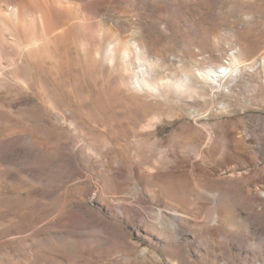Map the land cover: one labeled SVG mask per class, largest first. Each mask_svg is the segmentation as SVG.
Listing matches in <instances>:
<instances>
[{
	"label": "rangeland",
	"instance_id": "1",
	"mask_svg": "<svg viewBox=\"0 0 264 264\" xmlns=\"http://www.w3.org/2000/svg\"><path fill=\"white\" fill-rule=\"evenodd\" d=\"M108 1L0 61V264H264V0Z\"/></svg>",
	"mask_w": 264,
	"mask_h": 264
},
{
	"label": "bare ground",
	"instance_id": "2",
	"mask_svg": "<svg viewBox=\"0 0 264 264\" xmlns=\"http://www.w3.org/2000/svg\"><path fill=\"white\" fill-rule=\"evenodd\" d=\"M69 2L70 0H0V61L4 59L3 61L8 62L7 64L10 65V67H14L18 62H21V58L16 57L17 59H12L9 57L10 55L8 56L10 52H16L14 54H37V52L45 49L50 43L53 44L54 42L56 43L70 37L75 29H78L81 38H87L89 41H94L96 38H99V40L101 39V41H104L103 47L107 50L106 56L109 57V62L112 61L114 57L127 60L128 55L131 56L127 44H124L127 47L121 46L118 48L114 45L116 49L112 46L114 44H111L112 39L107 38L108 32H110L107 19H102V25L98 24L94 19V14L92 12L94 10L93 7L99 5L101 9L103 7L107 8L108 0H90L85 5L82 3L75 4L73 2V4H68ZM110 4L112 5V3ZM135 18H137V16ZM138 20L140 21V19ZM165 26L167 27L168 25L166 24ZM117 31L115 33H117ZM142 31H144V29H142ZM135 34L137 35V33ZM124 36L128 37L126 35ZM129 36L131 37V35ZM127 39L128 38H126V40ZM139 40L141 41V39ZM125 43L127 42L125 41ZM134 46L136 48L135 51L138 52V45L135 44ZM144 46L145 45H143V47ZM133 48L131 50H133ZM141 50L143 49L141 48ZM159 54H157V52L155 55L153 54L155 60L160 58ZM140 60H138V63ZM157 62L159 61L157 60ZM5 68L0 65V86L2 85V76L4 75L3 72L6 70ZM145 70L144 67V70H141V72ZM231 73L232 69L224 66L216 70V73L209 75H211V79L217 83V81L224 79ZM136 74H138V72H136ZM184 76L185 83L189 80V76ZM213 200H215V198H213Z\"/></svg>",
	"mask_w": 264,
	"mask_h": 264
}]
</instances>
